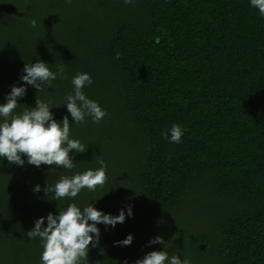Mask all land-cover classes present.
<instances>
[{"label": "trees", "instance_id": "16d2710c", "mask_svg": "<svg viewBox=\"0 0 264 264\" xmlns=\"http://www.w3.org/2000/svg\"><path fill=\"white\" fill-rule=\"evenodd\" d=\"M38 61L63 65L66 79L40 92L25 84V64ZM77 73L92 78L82 91L106 112L99 123L67 111ZM12 86L26 88L14 114L40 99L57 122L69 117L86 151L69 154L70 170L0 158V264H41L42 242L26 233L71 203L126 213L97 225L81 264H135L147 251L114 242L136 227L169 229V258L264 264V17L250 0H0V104ZM173 124L180 143L161 135ZM100 156L103 187L45 195L62 176L99 169Z\"/></svg>", "mask_w": 264, "mask_h": 264}, {"label": "clouds", "instance_id": "9594fccd", "mask_svg": "<svg viewBox=\"0 0 264 264\" xmlns=\"http://www.w3.org/2000/svg\"><path fill=\"white\" fill-rule=\"evenodd\" d=\"M71 3V0H67ZM124 3L132 4L133 0H124ZM252 7L258 9L261 17H264V0H250ZM32 27H36V20L30 21ZM121 53H116V59L121 58ZM21 80L37 89L44 91L46 87L51 88V81L66 79L63 65L56 72L50 71L47 64L38 61L25 64ZM92 78L88 73H77L72 79L73 93L67 95V111L75 124L83 123L85 116H91L93 123H99L106 112L99 104L86 97L82 89L90 85ZM26 95L23 86H12L7 95L6 103L0 104V158H6L9 164L23 166L27 163L40 167L41 165L62 167L72 169L73 158L69 155L73 150L76 153H84L85 146L79 140L70 139V122L66 115L61 122L53 118V113L47 103L36 99V106L25 108L22 114H14L20 104L18 99ZM184 130L173 124L167 132L161 133L164 139L170 143H180ZM97 162L101 167L97 170H87L82 174H76L71 178L62 176L54 185H46L43 189L45 195L54 193L53 200L63 198H75L82 189L95 191L97 187H103L107 180L106 167L102 156ZM35 192H40L37 185ZM127 216H132L131 206L128 207ZM126 213L123 209L119 215L105 214L89 204L81 210L75 203L67 206L66 210L59 211L58 215L49 213L46 217L47 226L44 227L45 217L35 221L33 229L26 235L30 239L39 238L42 242L41 264H81L88 261L89 246L99 244L100 230L98 224L115 227L117 223H123ZM91 221V223H89ZM133 236L129 234L123 241L114 242L119 246H130ZM150 244H164L162 237L157 236L149 242ZM127 264V261H125ZM135 264H191L190 260L183 261L179 256L173 255L169 258L166 251H151L143 258L138 259Z\"/></svg>", "mask_w": 264, "mask_h": 264}, {"label": "rangeland", "instance_id": "374dc122", "mask_svg": "<svg viewBox=\"0 0 264 264\" xmlns=\"http://www.w3.org/2000/svg\"><path fill=\"white\" fill-rule=\"evenodd\" d=\"M168 231L169 229H167L166 232ZM127 232H129L128 235L131 234L133 236V241L129 247L133 248L134 251L137 248H142L145 250V252L147 251V253L151 251H164L165 249H167L168 251L171 246V243L168 244L171 236L169 234H166V232H161L158 227H156L155 230L146 229L142 227H136L135 230L127 231ZM157 236H160L163 238L164 244H159V243L150 244L149 243L151 240L155 239Z\"/></svg>", "mask_w": 264, "mask_h": 264}, {"label": "water", "instance_id": "95a60500", "mask_svg": "<svg viewBox=\"0 0 264 264\" xmlns=\"http://www.w3.org/2000/svg\"><path fill=\"white\" fill-rule=\"evenodd\" d=\"M198 249H199V250H202V249H203V245H199V246H198Z\"/></svg>", "mask_w": 264, "mask_h": 264}]
</instances>
